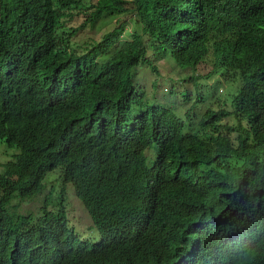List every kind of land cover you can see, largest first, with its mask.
<instances>
[{
	"label": "trees",
	"instance_id": "16d2710c",
	"mask_svg": "<svg viewBox=\"0 0 264 264\" xmlns=\"http://www.w3.org/2000/svg\"><path fill=\"white\" fill-rule=\"evenodd\" d=\"M106 14L110 31L74 42ZM149 47L182 81L212 55L232 96L198 126L202 92L186 119L151 104L134 81L158 72ZM2 141L0 264H264V0H0ZM55 171L98 242L63 209L13 205L48 199Z\"/></svg>",
	"mask_w": 264,
	"mask_h": 264
},
{
	"label": "rangeland",
	"instance_id": "374dc122",
	"mask_svg": "<svg viewBox=\"0 0 264 264\" xmlns=\"http://www.w3.org/2000/svg\"><path fill=\"white\" fill-rule=\"evenodd\" d=\"M95 2L96 0H92ZM118 14L108 15L99 19L93 27L85 30L80 36L74 39V42H82L90 37L101 38L104 33L110 31L117 22ZM81 21V20H80ZM132 24L129 22L127 31H130ZM128 35V34H127ZM126 35V36H127ZM148 55H155V63L158 72L154 73L150 66L140 65L136 68L135 84L138 90L145 95V98L151 103L173 108L176 113L186 119V112L196 100L198 91L205 96V101L194 109L192 117V125L198 126V121L208 106L218 107L224 102H228L229 96H232L233 83L224 81L221 78L220 71L214 72L215 61L212 55L202 62L194 75L200 76L196 80L182 79L186 78L189 71H184V67L176 64L175 60L170 56H156V51L149 47ZM212 75V76H211ZM210 76V77H209ZM171 90V92H170ZM183 91V92H181ZM181 92V93H180ZM189 92V100L185 101L182 93ZM157 145L154 143L147 151L148 162L151 163L155 158ZM16 153V149L9 147L5 141L0 143V173L5 170L4 163L12 158ZM64 191V192H63ZM42 195L30 201H19L15 198L13 205H18L21 213H32L34 217L41 215L44 209L55 210L63 209L68 224L82 238H86L91 242H98L101 234L98 228L84 207L82 201L75 195L71 184H63L58 171L52 172L46 180V190ZM67 207V208H66Z\"/></svg>",
	"mask_w": 264,
	"mask_h": 264
},
{
	"label": "clouds",
	"instance_id": "9594fccd",
	"mask_svg": "<svg viewBox=\"0 0 264 264\" xmlns=\"http://www.w3.org/2000/svg\"><path fill=\"white\" fill-rule=\"evenodd\" d=\"M148 164H150V163H148Z\"/></svg>",
	"mask_w": 264,
	"mask_h": 264
},
{
	"label": "bare ground",
	"instance_id": "6f19581e",
	"mask_svg": "<svg viewBox=\"0 0 264 264\" xmlns=\"http://www.w3.org/2000/svg\"><path fill=\"white\" fill-rule=\"evenodd\" d=\"M67 208V207H66Z\"/></svg>",
	"mask_w": 264,
	"mask_h": 264
}]
</instances>
